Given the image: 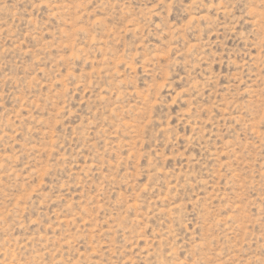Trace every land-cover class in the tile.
<instances>
[{"label": "rangeland", "instance_id": "1", "mask_svg": "<svg viewBox=\"0 0 264 264\" xmlns=\"http://www.w3.org/2000/svg\"><path fill=\"white\" fill-rule=\"evenodd\" d=\"M0 264H264V0H0Z\"/></svg>", "mask_w": 264, "mask_h": 264}]
</instances>
